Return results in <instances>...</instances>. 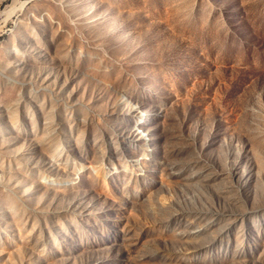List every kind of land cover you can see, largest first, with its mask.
<instances>
[{
	"label": "rangeland",
	"instance_id": "374dc122",
	"mask_svg": "<svg viewBox=\"0 0 264 264\" xmlns=\"http://www.w3.org/2000/svg\"><path fill=\"white\" fill-rule=\"evenodd\" d=\"M0 264H264V0H0Z\"/></svg>",
	"mask_w": 264,
	"mask_h": 264
},
{
	"label": "bare ground",
	"instance_id": "6f19581e",
	"mask_svg": "<svg viewBox=\"0 0 264 264\" xmlns=\"http://www.w3.org/2000/svg\"><path fill=\"white\" fill-rule=\"evenodd\" d=\"M25 4V3H24Z\"/></svg>",
	"mask_w": 264,
	"mask_h": 264
}]
</instances>
